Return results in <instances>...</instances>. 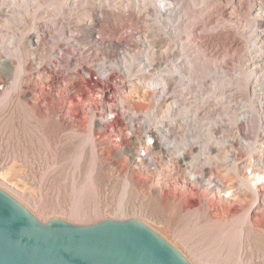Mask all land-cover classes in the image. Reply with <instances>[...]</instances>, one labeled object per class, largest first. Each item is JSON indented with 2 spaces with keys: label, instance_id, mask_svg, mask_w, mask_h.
<instances>
[{
  "label": "rangeland",
  "instance_id": "1",
  "mask_svg": "<svg viewBox=\"0 0 264 264\" xmlns=\"http://www.w3.org/2000/svg\"><path fill=\"white\" fill-rule=\"evenodd\" d=\"M163 1L173 13L163 16L161 26L175 28L184 80L206 97L197 102L198 116L184 114L198 120L186 147L193 161L173 158L169 164L156 149L154 166L136 164L96 129L94 119L104 104L95 87L81 83L72 91L47 83L43 66L52 49L41 41L31 46L33 32L59 4V14L73 16L83 5L106 0H0V190L43 223L132 219L153 228L190 264H264V0ZM89 11L95 12L84 10ZM106 12L103 17L112 24L104 32L117 36L125 13ZM131 15L136 19L139 11ZM60 34L61 29L52 35L50 46ZM152 103L140 95L129 107L142 114ZM132 123L134 132L119 116L117 130L140 134V125ZM258 175L262 183L250 189L248 179ZM244 212L246 222H235Z\"/></svg>",
  "mask_w": 264,
  "mask_h": 264
},
{
  "label": "built area",
  "instance_id": "2",
  "mask_svg": "<svg viewBox=\"0 0 264 264\" xmlns=\"http://www.w3.org/2000/svg\"><path fill=\"white\" fill-rule=\"evenodd\" d=\"M169 4L163 0H106L101 5L100 2L91 3L90 8L83 5L75 9L73 16L59 14L52 23L49 20L43 23L30 40L31 46L41 41L52 49L43 66L47 83L52 81L58 89L72 91L81 83L88 90L95 87L104 104L97 112L99 119H94L96 129L113 138V144L121 151L129 152L136 164L147 167L156 164V149L163 150V161L169 164L173 158L185 164L193 161V157L186 154V147L191 140L194 121L183 117L171 125L168 122L188 103L196 110L195 117L198 116V100L206 101V97L200 98L201 95L193 92L189 82L184 80L183 63L178 57L181 48L178 49L173 40L175 29L170 23L165 24L164 29L161 26L163 16L172 18L173 8ZM85 9L95 12L90 15V11L84 12ZM106 9L125 13L117 36H108L104 32L112 24L103 17ZM133 11H139L136 19L131 15ZM60 29L58 40L50 46L52 35ZM176 66L180 68L177 73ZM140 95L148 96L153 103L144 113L137 114L129 106ZM123 99L125 102L121 105ZM119 116L131 132H134L132 122L137 121L141 133L121 135L116 125ZM161 118L166 121L156 123ZM195 120L197 127L198 120ZM184 127L189 131L182 130ZM184 135L185 139L181 141ZM139 136L140 141L131 142ZM169 150L174 151L173 157L167 153ZM159 175L157 172L155 177Z\"/></svg>",
  "mask_w": 264,
  "mask_h": 264
},
{
  "label": "water",
  "instance_id": "3",
  "mask_svg": "<svg viewBox=\"0 0 264 264\" xmlns=\"http://www.w3.org/2000/svg\"><path fill=\"white\" fill-rule=\"evenodd\" d=\"M0 264H190L137 220L39 221L0 190Z\"/></svg>",
  "mask_w": 264,
  "mask_h": 264
},
{
  "label": "bare ground",
  "instance_id": "4",
  "mask_svg": "<svg viewBox=\"0 0 264 264\" xmlns=\"http://www.w3.org/2000/svg\"><path fill=\"white\" fill-rule=\"evenodd\" d=\"M29 1H30V0H29ZM65 1H66V0H65ZM2 2H4V1H2ZM26 2H27V1H26ZM1 4H2V3H1ZM62 4H63V3H62ZM62 4L57 5V7H56V10H57V11H56V10H54L55 12L53 11L54 14H53V15L51 14L52 16H51V18H49V21H48L49 23H52V22L54 21V19L59 15V11H58V10H60V8H63V7H62ZM51 6H52V5H51ZM72 7H73V6H72ZM25 9H26V8H25ZM71 9H72V8H71ZM22 11H23V10H22ZM26 11H27V10H26ZM16 13H18V12H16ZM18 14H19V13H18ZM20 14H21V13H20ZM60 14H61V13H60ZM22 15H23V14H22ZM15 17H16V16H15ZM19 17H20V16H19ZM18 19H19V18H18ZM178 19H179V18H178ZM180 19H181V18H180ZM13 20H14V19H13ZM167 20H168V19H167ZM170 21H171V20H170ZM174 21H175V20H174ZM176 21H177V20H176ZM8 22H10V20H9ZM11 22H12V21H11ZM46 22H47V21H46ZM15 23H16V22H15ZM10 24H11V23H10ZM187 24H188V23H187ZM172 25H173V24H172ZM176 27H177V26H176ZM185 27H186V26H185ZM192 27H193V26H192ZM174 29H175V28H174ZM176 29H177V28H176ZM185 31H186V30H185ZM193 32H194V31H193ZM179 33H180V32H179ZM184 34H185V33H184ZM176 35H177V34H176ZM187 35H188V34H187ZM187 35H186V36H187ZM177 37H178V36H177ZM190 45H191V44H190ZM198 48H199V47H198ZM198 50H199V49H198ZM200 52H201V51H200ZM201 53H202V52H201ZM194 57H195V56H194ZM19 60H20V59H19ZM196 60H197V59H196ZM194 61H195V60H194ZM194 61H193L192 65H191V66H193V67H194V65H196V63H194ZM195 62H196V61H195ZM201 63H202V62H201ZM203 63H204V62H203ZM201 65H202V64H201ZM203 65H204V64H203ZM205 65H206V64H205ZM195 67H196V66H195ZM207 67H208V66H207ZM178 68H179V67H178ZM178 68H177V69H178ZM196 68H197V67H196ZM208 68H209V67H208ZM193 70H194V69H193ZM193 70H192V72H193ZM201 70H202V69H201ZM190 71H191V70H190ZM206 71H207V69H206ZM200 72H201V71H200ZM200 72H199V73H200ZM189 73H190V72H189ZM197 73H198V72H197ZM16 74H17V73H16ZM187 74H188V73H187ZM185 75H186V74H185ZM193 75H194V73H193ZM193 75H192V76H193ZM200 75H202V74H200ZM187 77H188V75H187ZM135 93H136V92H135ZM203 105H204V104H203ZM184 114H186V115H189V114H190V115L194 118L195 110L190 109L189 111H187V107H185V108L183 109L182 112H180V113H178V114L176 115L177 117H175V118H169V119H170V121H175V120H177V119L180 118V117H184V116H186V115H184ZM194 120H195V119H194ZM195 121H196V120H195ZM156 123H158V124L162 123V119H161V120H157ZM85 136H86V137H85ZM84 137H85V141H86V140H89V139H90V134H89V133H88V134H85ZM89 141H90V140H89ZM89 141H88V142H89ZM82 142H83V141H82ZM88 142H87V143H88ZM87 143H86V144H87ZM84 144H85V143H84ZM81 145L83 146L82 143H81ZM82 146H80V147H82ZM80 147H79V149H80ZM83 147H84V146H83ZM83 147H82V148H83ZM78 157H79V156H78ZM209 158H210V157H209ZM208 160H209V159H208ZM92 167H93V166H92ZM89 173H90V172H89ZM91 173H92V172H91ZM91 173H90V174H91ZM261 176H262V175H261ZM262 178H263V177H260L259 175H258L256 178L253 177V176L250 177V178L248 179V183H249V185H250L249 188H250V189H257V188L259 187V186H258L259 183L261 182V180H263ZM90 179H91V176H90ZM89 182H90V181H89ZM89 182H88V183H89ZM91 183H92V182H91ZM91 183H89L88 186L91 185ZM243 183H246V182L243 181ZM261 183H262V182H261ZM263 183H264V182H263ZM91 186H92V185H91ZM92 187H93V186H92ZM92 187H91V189H92ZM88 188H89V187H88ZM89 189H90V188H89ZM91 189H90V190H91ZM257 195H258V194H257ZM26 209H27V208H26ZM75 209H78V207H76ZM79 209H80V208H79ZM27 210H28V209H27ZM73 210H74V209H73ZM28 211H29V210H28ZM76 211H77V213H78V210H76ZM249 211H250V210H249ZM29 212H30V211H29ZM73 212H74V214H71V215H72V216H73V215H74V216H77V218H78L80 214H79V215L76 214V213H75V210H74ZM73 212H72V213H73ZM195 212H196V211H195ZM31 214H32V213H31ZM71 215H70V216H71ZM81 215H82V214H81ZM248 215H249L248 212H244V213H242V214L239 215L238 219H237V217H236V220H234V221H235V222L238 221V222H241V223H242V222H246V220H247L248 217H249ZM195 216L198 217V216H199V213H198V216H197V214H196ZM83 217H84V216H83ZM196 217H195V218H196ZM72 218H73V217H72ZM81 218H82V217L80 216V219H81ZM234 218H235V217H234ZM234 218H233V219H234ZM75 219H76V218H75ZM118 220H119V219H118ZM195 220H196V219H195ZM140 222H141V221H140ZM211 224H213V223H211ZM215 224H216V223H215ZM215 224H213V225H215ZM243 224H244V223H243ZM216 225H217V224H216ZM233 225H234V224H233ZM230 226L232 227L231 224H230ZM150 228H151V227H150ZM214 228H215V227H214ZM234 228H235V227H234ZM151 229H153V228H151ZM237 229H238V227H237ZM232 230H233V229H232ZM154 231H155V230H154ZM230 231H231V228H230ZM230 231H228V232H226V233H227V234H228V233H231L232 231H231V232H230ZM234 231H236V230H234ZM233 233H234V232H233ZM233 233H232V236H231V237L234 236ZM237 233H238V232H237ZM157 234H158V233H157ZM223 234H224V233H223ZM227 234H225V235L227 236ZM225 235H224V236H225ZM161 236H162V235H161ZM226 236L224 237V239L226 238ZM235 236H236V233H235ZM228 237H230V236H228ZM228 237H227V239H226V240H227L226 244L228 243V240L231 239V238L228 239ZM221 238H222V237H221ZM222 239H223V238H222ZM224 239H223V240H224ZM234 239H235V237H234ZM230 241H231V242H230V244H231L232 241H233V239L230 240ZM232 253H233V251H232ZM230 255H232V254L230 253ZM198 257H199V256H198ZM202 259H203V258H202ZM201 261H202V260H201ZM205 262H206V261H205ZM205 262L203 261L202 263H205Z\"/></svg>",
  "mask_w": 264,
  "mask_h": 264
}]
</instances>
